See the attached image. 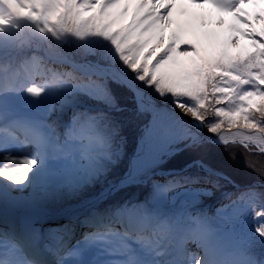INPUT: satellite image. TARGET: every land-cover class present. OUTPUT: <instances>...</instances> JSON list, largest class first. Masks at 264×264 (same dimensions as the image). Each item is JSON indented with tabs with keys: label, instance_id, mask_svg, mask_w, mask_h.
Returning <instances> with one entry per match:
<instances>
[{
	"label": "trees",
	"instance_id": "trees-1",
	"mask_svg": "<svg viewBox=\"0 0 264 264\" xmlns=\"http://www.w3.org/2000/svg\"><path fill=\"white\" fill-rule=\"evenodd\" d=\"M75 1L16 0L20 8L21 28L17 30L15 40L26 35L33 39H26L15 51L5 54L0 59V74H6L7 68L11 65L24 66L30 63L32 56L42 57L45 47L48 55L53 58H69L76 62L92 61L105 66L124 67L132 78L144 85L143 89L156 102L164 103L170 100L184 103L208 126H214L217 121H221L222 118H215L217 108L233 111L240 105L241 102L235 97L233 102L216 103L222 94L214 93L213 86L230 87L231 82H226L228 81L226 76H216L207 90L195 97L173 87L160 85L159 78L151 80L149 76L143 81L138 80V76L144 74L145 70L148 71L144 59L148 46H141L139 37L135 38L133 35L129 37L130 22L123 25L113 19L109 21V25L103 24L98 6L83 13L76 9ZM11 45L12 42L4 40L0 35V53L8 50ZM132 64L138 65L136 71L131 69ZM61 82L67 83L71 90L61 91V88H57ZM114 84L121 87V96H116L111 90ZM47 87L55 95L54 100L57 97L62 107H77L71 112L74 125L67 128L68 139L63 144L66 153L70 155L68 163L62 167L50 166L45 182L33 186L40 197L37 199L38 211L57 215L69 205L82 204L97 198L102 183L107 186L122 178L128 168L129 158L136 149L140 129L147 123L150 115L147 110L145 112L138 110L134 93L129 87L110 79L83 81L78 76H69L56 82L52 81ZM152 93H155V96ZM16 97L18 102H27L26 107L33 110L32 113L26 114L38 118L44 115L42 101L37 104L36 98L27 95ZM81 104L93 108L91 119L83 118L82 114H79ZM119 108L120 110L116 111ZM260 123L264 124V118L260 119ZM65 124L67 126V122ZM223 124L227 127L228 121L224 120ZM44 126L52 131L50 126L45 123ZM82 132L85 133L86 141L82 139ZM83 144L85 146H82ZM190 164L192 168L189 167ZM73 165L75 166L71 167ZM68 169L72 170L71 174ZM163 170L167 172L164 184L157 185L154 180L148 181L151 174ZM145 173L137 178V183L121 187L114 192L97 211L98 216L100 218L103 215L108 216L122 209L132 215L140 213L145 224L157 225V229L166 236L169 232L175 231L179 224L184 227L195 226L202 221L218 226L222 232L223 224L216 222L218 218L216 209L222 205L236 209L240 202H243L241 201L243 198H246L244 205H254L256 209L264 212V154L255 150L249 152L238 144L217 146L210 144L202 136L186 138L172 147V150L157 163L155 169ZM179 174L194 176L185 187L193 185L192 187H199L198 191L192 189L193 192H186L183 187L180 189L182 193L193 195L195 199L189 198L186 201L183 199L168 208H165L166 202L157 204L156 196L163 200L166 189L179 190V187L175 188L177 184L174 182L178 183ZM196 176L212 180L213 186L207 187L201 183L200 185L195 179ZM161 190L163 192L158 196ZM225 191L230 195L220 196ZM200 192L215 198L213 200L215 203H211L212 206L207 201L204 203L203 198L198 196ZM252 198L255 200L250 202ZM87 217L91 220L92 213ZM260 221L264 223V217H260ZM237 226H241V223ZM237 232L239 236L251 235L252 241L237 242L238 246L232 248L226 247L228 244L225 243L224 246L216 248L214 253L218 256L239 255L248 261L246 264H264V237L263 240L258 238L254 231L249 233V229H237Z\"/></svg>",
	"mask_w": 264,
	"mask_h": 264
},
{
	"label": "snow or ice",
	"instance_id": "snow-or-ice-1",
	"mask_svg": "<svg viewBox=\"0 0 264 264\" xmlns=\"http://www.w3.org/2000/svg\"><path fill=\"white\" fill-rule=\"evenodd\" d=\"M126 5L122 16L146 29L149 73L138 76L143 81L159 78L160 85L187 92L193 97L205 92L216 76H226L231 86L212 91L221 93L217 104L240 101L233 111L217 109L221 121L209 127L217 133L224 128L221 140L239 143L251 152L264 153V0H117ZM249 8L252 10L249 11ZM227 17V19H226ZM133 71L137 64L130 65ZM159 89V85L157 86ZM116 96L122 89L113 85ZM202 105V102H201ZM194 117L199 115L189 109ZM259 114V116L257 115ZM224 120L228 121L224 127ZM159 134L168 138L172 132L171 120L162 114L152 122ZM245 129L247 134L235 129ZM27 168L16 174L0 171V181L16 186L25 184L40 169L36 160L26 161ZM20 171L24 175L18 174ZM227 179V177H224ZM37 179H43L39 171ZM229 205L216 209V216L230 222ZM264 217L257 212L254 219ZM255 233L264 237V224L255 227Z\"/></svg>",
	"mask_w": 264,
	"mask_h": 264
},
{
	"label": "rangeland",
	"instance_id": "rangeland-1",
	"mask_svg": "<svg viewBox=\"0 0 264 264\" xmlns=\"http://www.w3.org/2000/svg\"><path fill=\"white\" fill-rule=\"evenodd\" d=\"M106 1L107 0H79L76 4L77 5L76 9L86 13L89 10H91L92 8H94L96 4H98L101 19L103 18V24L105 23V24L109 25L110 24L109 20L113 17H116L115 21L119 22V24H121L125 20H128L126 17L122 16L123 9L125 7H127L126 5H121V8L115 14L109 15L104 10ZM1 3L4 4V6H7L8 8H10L13 11L15 16L18 14V8L15 7L14 5L10 6L8 4L7 0H1ZM251 10L252 9L249 8V11H251ZM226 19H227V17H226ZM130 24L131 25L129 27V30H130L129 37L132 35L135 38L139 37L141 39L140 40L141 46L144 47V46L148 45L147 44L146 29L144 28V26L137 23V22H130ZM3 25H4L3 26L4 30L1 32V35L5 38V40L14 42L15 41L14 37L16 35L15 29L18 28L17 23L14 21V29L13 30L7 29V27L5 26V21H3ZM4 31H7V33H9V37H7L4 34ZM149 59H150V57H149ZM149 59H146L147 65L149 64ZM32 60L34 63L33 64L34 67H40V69L43 72H46L45 73L46 78L50 77V75H53L56 78L58 77L59 80H62L64 76L69 75L70 73L74 72V70H72L70 72H68L66 70V68L68 69L70 67V65H72V64H70L71 62L69 63L68 61L57 60L56 62H51V61H47V59H45V58L43 59L42 57H38V56H32ZM79 65L82 66V69L85 72H87L88 74L91 75V73H89L91 71V69L89 67L91 64L89 65V64L81 63ZM103 66L108 67L105 65H103ZM109 67H111V66H109ZM112 67L114 69L109 68L110 71H113L115 73H119V72L121 73V71H122V73L127 72L130 75V72L127 69H125L124 67H117V66H112ZM22 70L24 71V74H25V69L23 68ZM148 70L150 73L151 69L148 68ZM78 72H81V71H78ZM81 73H83V72H81ZM60 75L62 76L61 78H60ZM130 77H131V75H130ZM52 79H50L49 81L52 82L53 81ZM0 80L2 81L4 79H0ZM55 81H57V80H55ZM137 84H139V83L137 82ZM47 86H49L48 80H41V81L25 80V81H22V84L18 90L13 91L12 90L13 86H10L9 89H11V90H8L6 93H3V95H0V119L3 115L13 112L15 114L13 118L15 119L16 124L20 128H22L23 130H25V132L27 133V136L29 138H31V134H33L36 138H38V140H36L35 138H32L33 141L38 145V148L36 151L33 150V151L28 152L27 154H24V151H21L23 147L19 148V149H8L7 151H9V153L7 154L6 163H5V165L7 166L6 172H8L10 174H16L18 169L27 168L26 161L36 160L39 162L40 169H38L37 172L34 173L33 176H31L25 184L16 185V186H12V185L8 184L9 187L13 190L16 189L18 191H21V192L24 191L27 193L26 197L24 198L25 203H26V207L29 210L32 207L33 208L31 209L30 214H28L29 212H26V213L33 218H36L38 215L44 214V213H41L40 211L33 210L34 209V203H37L38 202L37 199H40V197L37 195L38 194L37 191H35L36 188H34L33 186L36 183L37 184H43L45 182V180L47 178V172H48L45 169H47V167L49 165L62 167L63 165L68 163L67 160H68L70 155L68 153H66V150L63 147H62V150L58 149L59 144L56 145L53 142V135L55 134V132L53 134H51L50 132H48L46 130V127L39 125L40 123L36 119H34L32 117L25 116L23 114V113L27 112L26 109L24 108L25 105L27 104V102H24V101L18 102V100L15 99V96L23 97V96L27 95V96H30L32 98H36V100L38 102L37 104H39V102L42 101V103H43L42 105L44 106L43 107L44 112H42V113L46 114V117H47V121H44V123L46 125L50 126L52 130H54V128H55V131L58 130L60 133L64 130L63 122L64 123L67 122L68 128L73 127L72 125H74V120H73V115H71V112L77 108V107H72V108L62 107L59 104V100L57 97H56V100H54L55 95L52 93L51 89ZM57 88H61V91H70L71 90V87L67 83L65 84L62 82H61V84L57 85ZM132 92H133V90H132ZM185 94H187V93H185ZM50 98H51V100H50ZM135 99L137 101L138 110L141 112H145V110H147V105L142 102V99L139 100L138 98H136V96H135ZM182 104L187 106L184 103H182ZM27 106H29V105H27ZM217 109H225V108L221 107V108H217ZM22 110H24V111H22ZM92 110H93V108H89L85 104L79 105V114H83L82 115L83 118L91 119V115H92L91 111ZM118 110H120V108L116 109V111H118ZM225 110H228V109H225ZM228 111H232V109L228 110ZM215 115H216V111H215ZM43 117H45V116L43 115ZM259 117H260V119L264 118V116H259ZM193 118H196V117L193 116ZM215 118H221V117L216 115ZM198 120H200L203 123L204 127L209 129L210 126H208L204 122V120H202V119H198ZM219 122L220 121H217L214 125H216ZM142 127L140 129V133L142 131ZM221 129H224V128L222 127ZM208 132H209V130H208ZM191 133H193V130H189L188 128H185V130L183 131L182 134H191ZM210 133L214 134L212 132H210ZM81 136H82L83 141H86L84 132L81 133ZM63 138L64 137H62V139ZM185 139L186 138L179 139L174 144H172L170 146V148H168L164 152H162L160 155V160L169 151L172 150V147L180 144ZM60 140H58V142ZM1 141H2V139L0 136V142ZM84 144H85V142H84ZM84 144L82 146H85ZM238 145H240V144H238ZM155 163H158V161ZM156 165L157 164H155V165L152 164L151 166L147 167V169L145 168L146 170L144 169L142 171V173H140V175H138V178H140L142 176V174L144 175V173L146 171H150V169H155ZM74 166L75 165H73L71 167H74ZM189 167L192 168L193 167L192 164H190ZM200 167H202V166L200 165ZM39 171L43 174V179H40V180L37 179V173H39ZM71 171H69V169H68L69 174H71ZM166 173L167 172H165V170L153 173L148 178V181L154 180L155 184H157V185L164 184V182L166 180V175H167ZM18 174L24 175L25 172L20 171ZM217 175L219 176V174H217ZM220 176H222V175H220ZM222 177H224V175ZM191 178H194V176H192L191 174L190 175L179 174L178 183H177V181H174L177 184V185H175V188L179 187V190L177 189V190H168L167 191V189H166V191H164L165 196H164L163 200H162V198H160V197L158 198L156 196V203L160 205V204H163L164 202H166L167 206L165 208H168V207L175 206L176 203L180 202L183 199H184V201L188 200L189 198L195 199V197L193 195L187 194L188 195L187 196L184 193H182L181 192L182 189H180L183 187V189H185L186 192H193V191H191L192 189L198 191L199 189H197V188H199V187H192L193 186L192 184H190L192 186L185 187ZM144 179H145V177L143 176V180ZM195 179H197L199 184L200 183L206 184L207 187H208V185L210 187L213 186L212 180H210V179H204V178H201L200 176H196ZM104 184L105 183H102V185H101V191H100L99 195L103 192L105 193L106 188L109 186V185L105 186ZM110 184H113V183H110ZM173 187H174V185H173ZM162 188H164V186ZM170 189H172V187ZM200 191H202V190H200ZM162 192H163V190L159 191L158 196H160ZM226 193L227 192L225 191L220 196L226 197V196L230 195V194H226ZM198 194H200L198 196H201L203 198L202 201L204 203H206V201L209 202V204L215 203L213 201V200H215V198H211V196H209L208 194H204V193L201 194V192ZM111 195L109 193V195L106 198H104L101 201L98 200L99 202L98 201L97 202L98 203H105V202H107V199ZM162 196H163V194H162ZM186 196H187V198H185ZM198 196H197V198H200ZM164 199H165V201H164ZM245 199L246 198L241 199V201H243V202H240V205L237 206L236 209L230 208V210H229V212L231 213L230 222L225 223V222L219 220V218H216V220H217L216 222L223 224L222 225V227H223L222 232H220L218 226L213 225V224L211 225L207 221H202L200 224H197L195 226L193 225V227L187 226V229L186 230L184 229V236L186 234V237H190L191 239L193 238L192 241L194 243H198V242L201 243V241L204 240L203 246L198 247L199 250L193 256L192 260L188 261L189 262L188 264H246L248 262V261L244 260L239 255L236 256V255H225L224 254V255L218 256L214 253V250L216 248L224 246L225 243L228 244V245H226V247L232 248L234 246H238L237 242L245 243V242H251L252 241L251 235L239 236L238 234H236V233H238L237 229H242V230L243 229H245V230L249 229V233H250V232L254 231L255 227H258L259 225L264 224L263 222L260 221V219H254L255 214L257 212H262V211L260 209H256V206H254V205H244ZM253 200H255V199L254 198L250 199V202ZM2 202L7 203V204L9 203V205H10L11 200L8 201V199L7 200L3 199ZM213 204H211V206ZM82 207H84V206H82ZM82 207L72 206V207H69L67 209H64L60 214L63 216V215H65V213H68L66 218H61L59 216L61 219H58L57 216H54V221L56 223H58V225L65 224L70 219L68 217H71L70 213H75L74 215H76V214L78 215V214L82 213L81 210L79 211V209ZM120 212L122 213L123 209ZM125 213H126V211H125ZM127 214H128V212H127ZM128 217H129V220L134 225L141 223L143 228L148 230L147 232H150L152 235L155 234V229H156L157 225L153 224V229L150 228V230H149L147 224H145L144 217H142V215L140 213H137L136 215L128 214ZM244 220H245V224H243ZM239 223H241V226H237V224H239ZM143 228H141V230ZM189 230H191L190 231V232H192L191 234L189 233ZM156 231H157V229H156ZM192 234H194L196 237L194 238L192 236ZM255 235H256V233H255ZM124 237L125 238L117 237V236L113 235L112 238H106L104 240H98L97 242H94L92 245L90 244V247L96 246V245H99L100 247L102 246L103 248L102 249L100 248V249H101V251H103V254H101L99 252L98 253L100 255H102L103 258H104V255H108L106 253L109 251L108 250L109 248H111L113 251L117 252V254H113V255L109 254V255L116 256L119 258L123 257V255H121L123 252L127 253L124 257H128V255L131 254L132 250L137 249L138 250V255L136 257L137 260H139L138 259L139 256H143L140 258V260L142 261L144 259V256L147 255L148 256L147 259L150 260V261H146L147 264H149V262H150V264H158V263L162 262V260L164 258L163 256L165 255V251L169 252V250H171L173 245H174L173 240H170L169 242H167V238L165 239V237H164V239L166 242L163 243L160 247L159 246L158 247H148L145 245L135 244L133 237L130 239V241H129V237H127L125 235H124ZM169 237H170V233H169ZM174 238H176V236ZM258 238L262 239L261 236H258ZM167 245H170V246H167ZM214 254L216 255V257H215L216 260H211V259H213L211 257H213ZM129 260H131V259H129Z\"/></svg>",
	"mask_w": 264,
	"mask_h": 264
},
{
	"label": "bare ground",
	"instance_id": "bare-ground-1",
	"mask_svg": "<svg viewBox=\"0 0 264 264\" xmlns=\"http://www.w3.org/2000/svg\"><path fill=\"white\" fill-rule=\"evenodd\" d=\"M7 2L10 6L14 5L16 7V3L14 2V0H7ZM120 6H121V4L118 3L117 0H107L105 3L104 10L107 14L113 15L120 8ZM0 11L2 12V15L4 16L5 26L7 27V29L13 30L14 29V21L16 20V18L14 17L13 11L10 8H8L7 6L1 5V1H0ZM4 34L7 37H9V33H7V31H4ZM89 67L91 69V71L89 73L94 74L96 76H110V77H113L114 79L121 80L122 82H128L129 78L127 77V75H125L123 73H120V72L115 73V72L111 71V72H113L111 74L109 72V70L99 68L97 66L91 65ZM66 70L68 72H70L72 70L84 72L82 69V66H77L75 64L70 65V67L68 69L66 68ZM1 93L2 92H0V94ZM135 93H136V98H138L140 100L141 94L138 91ZM172 106L176 110V112H178L179 115L183 118V120L186 119L188 121V123H186V125H190L191 127H193V129H195L196 133L200 132V128L198 126L201 125L202 123L200 124L199 122H189V121H191V117H193V116H192V113L189 111V108L187 106H185L181 103H177V102H174ZM186 120H184V121H186ZM179 126L180 125H177L175 128L179 129ZM184 126H180V134L183 133L185 128H188V127L184 128ZM201 127H202V125H201ZM147 129L148 128L145 127L143 134H145ZM181 129H182V131H181ZM202 130H203V127H202ZM173 133L176 134L175 129L172 130L171 135L166 139L167 142L169 141V143L167 144L168 146L166 145V147L164 149H162L164 146L161 147V149H160L159 145H158V143H159L158 140H164L163 137H160V138L158 137V139H155V142L152 145V147L147 152H145L146 154L139 157L140 161L137 164L135 171L132 173V176H130L131 179L134 178L135 175H137L139 173V172H136L139 167L141 169H145V168L151 166L154 163V161L161 155V153L163 151H165L170 145L174 144L176 141H178L180 139V138H177V136L172 137V135H174ZM221 134L217 137V139L215 141H218L220 143L224 142L220 138ZM31 138H35L36 140H38V138H36L33 134H31ZM155 150H158V151L154 152ZM4 164H5L4 163V154H0V171L6 170V166ZM106 193L107 192H105V194ZM26 194L27 193L24 191L21 192V191H18L16 189L13 190L9 187V185L6 182L0 181V202L2 201V199H10L11 200L10 206H8V207H1V205H0V231H5L8 234L14 233L15 235L19 236V239L21 240V246H22V247H20L18 244H11V246H9L8 244H4V248H3V244L0 243V258L5 257L9 253V251L12 250V248H18L21 251H23L24 256H23V258H20V259L15 257V259L19 263L21 262V264H30V263L53 264V262L49 261L48 259L41 257V256H38V255H35L34 252H37L36 249L32 248L33 251L30 249L31 248L30 243L33 240V239H31V236L32 235L34 236V234L36 232V231L32 232V229L37 227L39 229L40 233L44 234V231L42 229H44L46 231L50 225L37 222L36 220H34L35 218H32L30 215H28L26 213L27 210H26V203H25V199H24L26 197ZM104 198L105 197H103L101 200H103ZM4 214H10V215H14V216L12 217V216H8V215H4ZM67 214L68 213H65V215H67ZM60 217L63 218L64 216H62L60 214ZM60 217H58V219H61ZM84 218H85V216L81 215L79 217V220H83ZM76 225L77 224H69L67 226L75 227ZM127 228L128 229L139 228V225L134 226V228H130L129 226ZM24 229H28V231H29L26 234L27 236H25V238L23 236H20V233L24 232ZM76 229H78L80 233H88L90 231V228H85L83 225H80V224H78L74 230H76ZM184 229L186 230L187 227H184L181 224H179L176 227L175 231H172V234H171V237L178 235V238H176V240L174 241L173 246H174L175 253L179 254L181 257H184L187 255V251L184 250V247L190 246V241L193 239V238L191 239L190 237H186V234L184 236ZM190 231L191 230H189V233L191 234L192 232H190ZM79 232H76V234ZM68 233H71V231L68 228L66 229L65 232H64V230H62L63 235L68 234ZM192 236L194 238L196 237L194 234H192ZM57 237H58L57 238L58 241H61L64 243L66 242V240H63L64 237H62V236H57ZM203 243H204V240H202L201 243H199V242L195 243V244L193 243L189 248L190 253L196 254L197 251L199 250L198 247L203 246ZM26 245H29V246H26ZM51 251L63 252L64 250L63 249H51ZM114 253H116V251L109 249V254H114ZM69 257L72 261H75V260H73V258H75V257L80 258V257H78V252H76V251L73 253H70ZM94 257H96V256L94 255ZM94 257H92L90 254L87 253L86 256L82 258L81 261H83V263H85V264H127L126 259H122V258L117 259L115 256H114V258L106 257V260L100 259V258L96 259ZM134 258H135L134 255H132L131 259H134ZM211 260H216V259L213 258Z\"/></svg>",
	"mask_w": 264,
	"mask_h": 264
},
{
	"label": "water",
	"instance_id": "water-1",
	"mask_svg": "<svg viewBox=\"0 0 264 264\" xmlns=\"http://www.w3.org/2000/svg\"><path fill=\"white\" fill-rule=\"evenodd\" d=\"M17 43L13 46V49L16 48ZM64 60L68 61V62H73L74 64H78V63H76L74 61H70L69 59H64ZM85 64H89V65L91 64L92 66H97L99 68H103V69H106V70H109V68L114 69L112 66L111 67H104V66H101V65H99L97 63H92V62H85ZM109 72L111 74L113 73L110 70H109ZM121 73H122V71H121ZM123 74L127 75V77L129 78L128 82H122L121 80H119V81L122 84L130 87L134 91L135 96H136L135 92H137V91L141 94V99L143 100V103L147 105V110H148L150 116H149V119H148L147 123L142 127L141 133L137 137V146H136L134 154L129 159L128 169H127L126 173L122 176L121 179H119L117 182H115L113 184H110L106 188V192H107L106 194L104 192L101 193L95 200H93L90 203H95L98 200L100 201L103 197L106 198L109 195V193L111 194L114 191H116L118 188L130 184L129 183L130 180H131L130 176H132V173L135 171V168L137 167V164L140 161L139 157L143 156L144 154H146L145 152H147L152 147V145L155 142V139H158V137L159 138L162 137L159 134V132L156 129L153 128V125H152V122L155 119H158L162 114H166L168 116V118L171 120L172 130L175 129L176 134L173 133L174 135H172V137L173 136H177V138L184 139V138H190V137L191 138H195L197 136H202L207 142H209L210 144H213V145H217V146H225V145H229V144H239V143H231V142H229V143H225V142L220 143L218 141H215L217 139V137L221 133L222 134L224 133V129H221L217 133L211 134L210 132H208V129L206 127H204L203 123L200 120L191 117V121H189V122H199L200 124L202 123L201 125L203 127V130H202L201 125H199L198 127L200 128V132L196 133V131H195V129H193V127H191L190 125H186V123H188V121L186 119H184V120H186V121H184L183 118L179 115V113L176 112V110L173 108L172 105H173L174 102H171V101H166L164 103L156 102L155 100H153L146 93V91L144 89L138 87L137 82H134L133 78L130 77L129 73L125 72ZM92 78H99V79H106L107 78V79L117 80V79H114L113 77H110V76H99L98 77V76L92 75ZM177 125H180V126H184L185 125L184 128L188 127L189 130H193V133H191V134H180V126H179V129L175 128ZM145 127H147L148 129L145 132V134H143V132L145 130ZM181 131H182V129H181ZM234 131H242V132H246L247 133V130L239 129V128L235 129ZM163 139L164 140H158L159 141L158 145H159L160 149L163 146L164 147L162 149H164L166 147V145L169 143V141L167 142V140H166L167 138L163 137ZM170 146L168 148H170ZM156 151H158V150H155L154 152H156ZM139 168H138V170L136 169L137 170L136 172L141 173L144 169H141V168L139 169ZM9 200L10 199H8V201ZM38 203L39 202L34 203V209L33 210H37V211L39 210V208H37ZM82 204H84V203H82ZM87 204H89V203H87ZM0 205H1V207L10 206L9 203L8 204L7 203H3L2 201L0 202ZM79 205H81V203L69 205L68 207H65L64 209H67V208L72 207V206H79ZM31 209L29 210L26 207V210H27L26 212H30Z\"/></svg>",
	"mask_w": 264,
	"mask_h": 264
},
{
	"label": "clouds",
	"instance_id": "clouds-1",
	"mask_svg": "<svg viewBox=\"0 0 264 264\" xmlns=\"http://www.w3.org/2000/svg\"><path fill=\"white\" fill-rule=\"evenodd\" d=\"M131 75V74H130ZM134 82H136L135 78H133ZM139 88H144L143 84H137ZM153 96H155V93H152ZM132 101H130L131 103Z\"/></svg>",
	"mask_w": 264,
	"mask_h": 264
}]
</instances>
